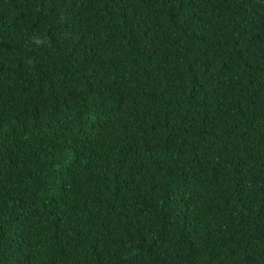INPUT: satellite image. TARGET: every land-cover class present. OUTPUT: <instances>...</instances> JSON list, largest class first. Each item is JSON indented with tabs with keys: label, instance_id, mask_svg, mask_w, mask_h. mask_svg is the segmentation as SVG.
<instances>
[{
	"label": "trees",
	"instance_id": "1",
	"mask_svg": "<svg viewBox=\"0 0 264 264\" xmlns=\"http://www.w3.org/2000/svg\"><path fill=\"white\" fill-rule=\"evenodd\" d=\"M0 264H264V0H0Z\"/></svg>",
	"mask_w": 264,
	"mask_h": 264
}]
</instances>
